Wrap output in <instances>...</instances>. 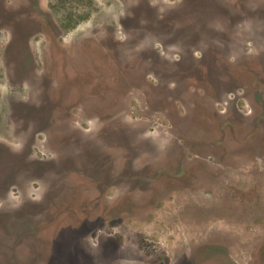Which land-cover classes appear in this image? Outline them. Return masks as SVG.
<instances>
[{
	"label": "rangeland",
	"instance_id": "obj_1",
	"mask_svg": "<svg viewBox=\"0 0 264 264\" xmlns=\"http://www.w3.org/2000/svg\"><path fill=\"white\" fill-rule=\"evenodd\" d=\"M0 264H264V0H0Z\"/></svg>",
	"mask_w": 264,
	"mask_h": 264
}]
</instances>
